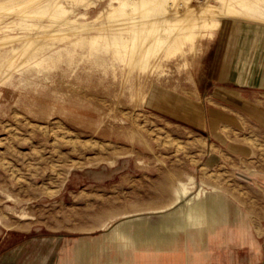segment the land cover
Instances as JSON below:
<instances>
[{
	"label": "rangeland",
	"instance_id": "1",
	"mask_svg": "<svg viewBox=\"0 0 264 264\" xmlns=\"http://www.w3.org/2000/svg\"><path fill=\"white\" fill-rule=\"evenodd\" d=\"M62 1L79 14L87 13L82 22H94L104 9H109V0H92L94 4ZM101 19L95 24L102 23ZM16 31L11 33L22 32ZM214 38L198 42L195 55L190 51L192 54L164 62L166 74L162 76L137 71L130 74L128 67L118 63L116 70L99 67L103 69L100 71L95 60L86 59L73 68L64 60L58 61L49 79L46 73H40L22 82L20 72L15 70L11 80H0V264H9L10 256L24 264L26 246L36 256L44 245L50 264L57 257V245L68 246L67 264H72L75 241L105 235L109 230L105 226L118 222L124 213L146 212L169 204L179 179L194 175L198 186L199 173H223L205 165L199 134L154 115L145 108L146 101L135 98L137 88L145 93L152 84L193 83L194 61ZM52 41L48 42L65 44ZM185 60L191 62L188 67L183 66ZM56 130H62V134ZM69 134L72 139L62 138ZM56 138H61L59 144ZM76 140L78 144L73 142ZM167 177H171L172 187L164 189Z\"/></svg>",
	"mask_w": 264,
	"mask_h": 264
},
{
	"label": "bare ground",
	"instance_id": "2",
	"mask_svg": "<svg viewBox=\"0 0 264 264\" xmlns=\"http://www.w3.org/2000/svg\"><path fill=\"white\" fill-rule=\"evenodd\" d=\"M72 1L94 4L92 0ZM62 2V0H0V33H5L2 36L0 35V80H11L15 70L20 72V80L22 82L26 78L32 77L34 74L39 75L40 73H46V78L49 79V73L52 72L51 70L57 65L58 61L64 60L73 68L79 63L78 61L86 59L88 61L95 60L94 64L98 68L102 67L106 70L109 68L116 70V64L118 63L124 68L128 67L130 74L137 71L141 73H158L162 76L166 70H164V62L178 56L185 57L190 51L195 55L199 49L197 47L198 42L208 38L212 39L220 28L229 26L233 31H237L243 26L264 27V0H205L197 1L196 3L193 0H109V9H104L99 16L97 15L98 17H96L94 22L93 20L82 22L81 19H85L87 13L79 14L74 9L64 6ZM103 17L105 18L104 21L101 19ZM44 19H48L47 23ZM100 19L102 23L95 24ZM56 28H59V30H55ZM16 30H21L22 32L11 33ZM49 40H53L52 42L54 40L57 42L63 41L65 44L56 46V43L48 42ZM15 43H19V45L16 46ZM190 64L189 60H185L183 66L188 67ZM84 73L87 74V72ZM44 81L46 80L44 79ZM153 86L154 84L150 86L148 91ZM40 87L43 88L41 83ZM148 91L142 93L137 88L135 90L136 100L140 99L145 102ZM126 92L124 93L126 94ZM26 126L28 125L26 124ZM39 129L35 131H40ZM74 130L76 129L74 128ZM61 131L56 130V133L62 134ZM70 131L72 132V130ZM80 133L82 135V132ZM70 134L62 138H69ZM148 135L150 134L148 133ZM58 139H55L56 142ZM65 140L66 142L69 141ZM83 141L79 142L83 143ZM73 142L78 144L76 143L77 140ZM88 148L90 149V147ZM85 149L87 150V147ZM63 157L66 156L63 155ZM180 173L182 174V172ZM170 178L167 177L164 182V189L172 187ZM147 189L149 190L148 187ZM162 191L164 192V190ZM136 204L138 203L136 202ZM123 206L122 208H124ZM226 213L227 209L224 201L215 195L208 194L207 190L202 187L197 188L196 177L189 175L184 180L179 179L176 181L173 186L172 202L161 207L148 208L146 212L138 211L136 213L122 214V218L118 222L111 226L108 223L105 226L109 227L106 238L115 247H124L128 252L131 251L132 247H166L171 245L181 234H188L193 228L196 229L207 224L212 226L213 223H216L219 215ZM1 223L2 220L0 219ZM211 246L213 245L211 244ZM93 247L89 240L82 239L77 252L80 264H96L95 260L99 252Z\"/></svg>",
	"mask_w": 264,
	"mask_h": 264
},
{
	"label": "crops",
	"instance_id": "3",
	"mask_svg": "<svg viewBox=\"0 0 264 264\" xmlns=\"http://www.w3.org/2000/svg\"><path fill=\"white\" fill-rule=\"evenodd\" d=\"M204 50L194 61L193 83L154 84L145 108L202 137L205 165L223 173H199L197 188L221 198L227 213L161 248L128 252L106 234L85 237L99 252L96 264H264V27L225 26ZM81 242L74 243L72 264H80ZM44 246L36 256L26 246L24 264H50ZM56 248L53 264H67L70 248ZM17 260L10 256L9 264Z\"/></svg>",
	"mask_w": 264,
	"mask_h": 264
},
{
	"label": "built area",
	"instance_id": "4",
	"mask_svg": "<svg viewBox=\"0 0 264 264\" xmlns=\"http://www.w3.org/2000/svg\"><path fill=\"white\" fill-rule=\"evenodd\" d=\"M195 3L197 2V1H205V0H193Z\"/></svg>",
	"mask_w": 264,
	"mask_h": 264
}]
</instances>
